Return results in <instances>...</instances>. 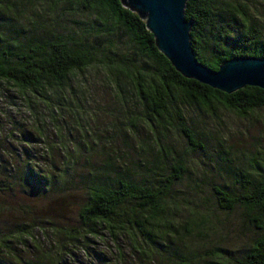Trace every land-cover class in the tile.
<instances>
[{
	"label": "trees",
	"instance_id": "obj_1",
	"mask_svg": "<svg viewBox=\"0 0 264 264\" xmlns=\"http://www.w3.org/2000/svg\"><path fill=\"white\" fill-rule=\"evenodd\" d=\"M248 5L185 0L199 62L216 69L232 55L264 57V18L249 13ZM18 16L25 23H15ZM98 85L109 86L122 108L140 105L127 112V121L117 123L115 115L104 128L118 126L121 141L130 145L126 136L147 127L151 137L145 147L138 140L137 153L154 150L155 163L171 151L167 125L181 132L188 148L204 147L176 99L209 115L217 109L241 116L261 111L264 118L263 88L245 84L225 92L182 75L157 49L144 19L120 0H0V264H75L78 253L68 245L88 255L89 264H264V162L236 171L227 164L234 182L213 185L217 206H243L258 234L233 262L224 249L201 252L207 243L204 213L180 214L184 200L169 189L187 171L183 158L172 157L156 184L138 167L145 157L136 161L131 151L114 149L111 136L96 129L100 108L86 105L98 99ZM14 184L22 189L17 205L3 195ZM70 187L81 188L77 214L83 224L57 226L31 212L39 194L60 195ZM25 197L29 204L21 201ZM59 234L63 240L50 245ZM90 243L108 251L110 243L115 251L109 258Z\"/></svg>",
	"mask_w": 264,
	"mask_h": 264
},
{
	"label": "rangeland",
	"instance_id": "obj_2",
	"mask_svg": "<svg viewBox=\"0 0 264 264\" xmlns=\"http://www.w3.org/2000/svg\"><path fill=\"white\" fill-rule=\"evenodd\" d=\"M247 1L249 3L248 12L264 18V0ZM24 12L27 13L28 9L24 10ZM16 19L15 23L18 24L26 21V18L20 16ZM118 34L124 37L123 34ZM109 88V86L98 85L96 87V93L99 95L98 99H87L86 102L87 106L100 108L97 117L99 125L96 128L98 134H106L108 138L110 135L113 139V148L118 150L121 147L120 150L124 148L127 151H131L133 153L131 157L136 161H139L140 157H145V166L138 167L146 169L148 176L156 184L164 179L166 168L171 158L182 157L187 166V171L181 179L172 183L169 187L174 196L184 200V204L181 203L180 214L184 216L188 211L204 213L208 221V228H204V232L207 235L203 236V239L207 243L204 247H200L199 250L202 252L205 248L207 250L220 251L224 249L226 250V258L233 262L240 255L242 246L245 245L250 237L257 235L259 229L255 227V220H248V212L243 206L237 205L229 210L219 208L216 204V194L214 193L213 185L221 184L228 180L234 182V177L230 176L231 174L225 170L227 164H232L233 170L236 171L237 167L253 165L254 160L264 162V118L261 111L241 116L227 110L217 109L216 115H209L195 105L181 103L179 99H176L175 102L184 109L188 125L195 130L197 138L203 142L204 147L202 149L188 148L185 137L181 132L177 131L172 125H167V127L170 126V129L165 130V138L170 144L171 151L164 159L160 158L161 160L155 163L152 161V157L158 154L154 150L148 148L141 154L140 152L137 153L140 148L138 140L141 146L145 147L144 144L151 137L147 127L140 126L136 137L126 136V140L130 145L121 141L123 135L118 126L112 129L111 125L110 127L106 125L104 128L105 124L113 122L115 115L118 117L117 123L125 122L129 117L127 112L133 114L140 109V105L135 104V102L127 103L124 108L120 107L119 103L111 96ZM122 111H125L124 114ZM88 122L93 124L91 121ZM159 134L157 135V140L161 142ZM10 139L16 140L14 137ZM3 144L4 141L1 142V145ZM222 148L226 150V153H223ZM95 162L97 163L98 160ZM135 177L137 176L135 175ZM12 188L7 191L8 194L5 190L3 195L9 197V200L13 201L14 205H17L22 195V189L16 184ZM38 197V200H35V198L30 204L28 197L22 198L21 201L33 207L36 205L38 208H34L31 212L35 215L43 216L47 222L54 223V225H65V222L83 224L77 214L82 201L81 188L71 189L70 187L63 190L60 195L44 192L39 194ZM250 213H255V210H251ZM260 222L264 224V211L261 214ZM4 227L5 224L0 218V231L4 230ZM38 232L37 228L33 230L36 236ZM198 234L192 236L194 240L200 238ZM52 240L55 241V244L50 243V245H56L58 244L57 241L63 240V236L62 234L54 235ZM99 244L90 243V246L101 250L111 258L115 251L113 245L109 243L108 251L103 246L101 248ZM71 246L75 253H78L75 264H89L87 259L90 257L83 255L76 246L68 245L66 248ZM27 253L28 251L23 254L27 255ZM78 259H81V262L77 263ZM92 262L90 263L92 264Z\"/></svg>",
	"mask_w": 264,
	"mask_h": 264
},
{
	"label": "water",
	"instance_id": "obj_3",
	"mask_svg": "<svg viewBox=\"0 0 264 264\" xmlns=\"http://www.w3.org/2000/svg\"><path fill=\"white\" fill-rule=\"evenodd\" d=\"M144 19L154 44L182 75L225 92L245 84L264 89V57L232 55L216 69L199 62L189 41L190 20L183 15L185 0H120Z\"/></svg>",
	"mask_w": 264,
	"mask_h": 264
}]
</instances>
